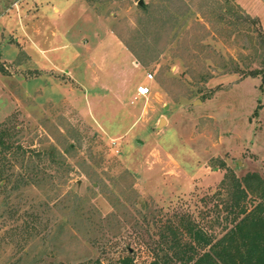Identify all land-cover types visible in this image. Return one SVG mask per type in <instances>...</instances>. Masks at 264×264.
Here are the masks:
<instances>
[{"label": "rangeland", "instance_id": "374dc122", "mask_svg": "<svg viewBox=\"0 0 264 264\" xmlns=\"http://www.w3.org/2000/svg\"><path fill=\"white\" fill-rule=\"evenodd\" d=\"M140 1L0 0L8 155L61 149L75 167L62 195L81 197L89 217L57 235V208L35 209L40 219L26 232L19 226L32 223V208L17 221L1 217L0 264H16L24 250L35 264L149 260L181 213L220 233L216 219L227 214L216 195L229 173L264 178V82L233 70L262 66L264 26L251 0H185L186 14L162 32L149 22L172 0ZM141 84L151 92L140 95ZM97 174L107 179L99 189ZM45 197L36 186L26 192L34 206Z\"/></svg>", "mask_w": 264, "mask_h": 264}, {"label": "trees", "instance_id": "16d2710c", "mask_svg": "<svg viewBox=\"0 0 264 264\" xmlns=\"http://www.w3.org/2000/svg\"><path fill=\"white\" fill-rule=\"evenodd\" d=\"M172 5H180L183 9L176 12ZM185 6V0H172L164 11L167 14L150 20V25L157 32H162L166 24L172 25L179 17L176 14H186ZM140 8L145 13L149 10L147 5H141ZM158 14L160 15V12ZM240 16L244 20L254 19L248 14ZM256 30L263 50L262 66L247 69L236 67L233 70L241 72L243 77L262 76L264 82V30ZM0 146L3 150L0 151V194H3L0 218L8 216L17 221L16 217L22 209L32 208V223L25 221L19 226L24 227L26 232L33 230L35 222L40 219V212L36 210L41 207L49 211L57 208L64 217L56 218L54 229H50L56 235L69 225L77 226V219L83 224L87 223L89 217L84 216L86 212L83 210L81 197L72 190L62 195V187L72 179L75 167L61 149L52 145L48 151H14L12 156H9L11 151L8 150L13 148L14 144L10 134L4 130H0ZM97 175L99 180L95 182L98 183L99 189L107 179ZM131 176L132 173L127 170L122 178L130 182V189H136V183L132 181ZM34 186L39 190H46L45 199L36 206L26 198L27 190ZM216 198L219 199L215 205L218 213L227 214L222 221L219 217L216 219L221 226L220 233L217 234L213 230L214 225L211 231L191 215L181 213L162 229L151 259L139 261L128 255L120 259V264H264L263 176L257 172L247 173L243 177L234 172L229 173L224 178ZM24 253L27 257L19 258L16 264H35L34 261H26L29 260L30 252L24 250ZM22 260H25L24 263ZM87 264L104 263L100 259H94Z\"/></svg>", "mask_w": 264, "mask_h": 264}, {"label": "crops", "instance_id": "0c3cea01", "mask_svg": "<svg viewBox=\"0 0 264 264\" xmlns=\"http://www.w3.org/2000/svg\"><path fill=\"white\" fill-rule=\"evenodd\" d=\"M252 1V2H251ZM250 1V5L253 7V8H250V5L247 3L246 7L248 8V10L252 11V10H256V14L260 17V19L262 20V24L264 26V23H263V19H262V14L264 12V1L263 0H251Z\"/></svg>", "mask_w": 264, "mask_h": 264}, {"label": "built area", "instance_id": "2783aa9c", "mask_svg": "<svg viewBox=\"0 0 264 264\" xmlns=\"http://www.w3.org/2000/svg\"><path fill=\"white\" fill-rule=\"evenodd\" d=\"M148 80H151L153 78V73L152 72H149L148 73ZM138 92L140 95H147L151 92V87L149 84H141L139 87H138Z\"/></svg>", "mask_w": 264, "mask_h": 264}, {"label": "water", "instance_id": "95a60500", "mask_svg": "<svg viewBox=\"0 0 264 264\" xmlns=\"http://www.w3.org/2000/svg\"><path fill=\"white\" fill-rule=\"evenodd\" d=\"M140 3L142 4L143 3V0H141Z\"/></svg>", "mask_w": 264, "mask_h": 264}]
</instances>
